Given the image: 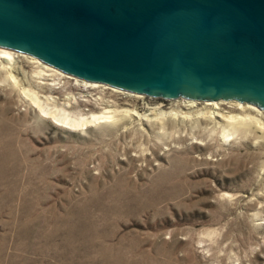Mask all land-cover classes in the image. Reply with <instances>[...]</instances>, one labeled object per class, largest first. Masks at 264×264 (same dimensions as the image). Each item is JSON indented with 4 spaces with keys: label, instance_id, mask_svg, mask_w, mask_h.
Returning a JSON list of instances; mask_svg holds the SVG:
<instances>
[{
    "label": "rangeland",
    "instance_id": "rangeland-1",
    "mask_svg": "<svg viewBox=\"0 0 264 264\" xmlns=\"http://www.w3.org/2000/svg\"><path fill=\"white\" fill-rule=\"evenodd\" d=\"M12 66L19 87L83 117L175 107ZM18 86L0 73V264H264L260 130L225 138L212 124L166 122L159 132L121 121L70 132L40 117Z\"/></svg>",
    "mask_w": 264,
    "mask_h": 264
},
{
    "label": "water",
    "instance_id": "water-1",
    "mask_svg": "<svg viewBox=\"0 0 264 264\" xmlns=\"http://www.w3.org/2000/svg\"><path fill=\"white\" fill-rule=\"evenodd\" d=\"M0 47L131 93L264 109V0H0Z\"/></svg>",
    "mask_w": 264,
    "mask_h": 264
},
{
    "label": "bare ground",
    "instance_id": "bare-ground-1",
    "mask_svg": "<svg viewBox=\"0 0 264 264\" xmlns=\"http://www.w3.org/2000/svg\"><path fill=\"white\" fill-rule=\"evenodd\" d=\"M19 60H22L27 64L34 65L38 69L35 72V74L39 79L43 80V77H53V85H56L54 84L56 80L61 81V78L63 79L66 78V79L74 80L75 84L84 90L101 87L102 90L110 89L113 92L122 93L125 95L127 94L130 97H137V98L142 97L141 94L127 93V92L125 93V91L118 90L110 86L108 87L107 85L104 84L78 79L77 77L61 72L60 70L54 67L52 68L51 66H48L47 64H45L44 62L40 61L38 58L32 55L23 54L21 52L2 47V49H0V73L2 72L7 79L12 81L15 87L18 86V84L14 76L11 75L10 70L15 71L16 67L12 65L19 62ZM26 83H27V79H26ZM39 83L43 84L44 82L42 83L40 80ZM21 84L23 83H21L20 81V85ZM50 85L48 84V86ZM24 87L26 86L24 85ZM19 88L24 96L30 98L32 109L38 111L40 117L44 119L51 118V120H53V124L56 127H60L61 129L70 132H77V131L82 132L86 130L88 127L93 125H96L98 127L101 124L113 125L121 121H127L129 124L137 125V126H142V125L150 126L151 124L152 125L158 124L159 132H165L164 130H165L166 122H169L170 125L179 126L182 129H184L186 126L195 127L197 123H204L206 125L212 124L223 128L222 136L225 138L229 137L231 134L234 133L236 134V132L238 131H247L251 127L260 130L264 135V121H263L264 110H261L262 108L258 109L256 108L257 106L254 107L248 104V102L241 104L240 102L234 100H230V101L219 100V101L204 102V103L201 101L202 103H200L199 100H191L182 97L181 99L175 98L174 100L175 107H172L169 111L151 110V112L149 111V113L144 114L141 112L140 113L135 112V110L134 111L124 110L121 112L119 111L116 112L115 110L114 111L104 110L99 114H91L89 117H83L82 114L80 113L72 114L71 112L67 111L65 108L68 107L69 104H63L61 107H57L55 103L56 101L52 100L50 97L45 98L46 102H44L40 100L41 98H39L38 95H42V94L40 93L37 94L38 91L36 93L32 90H29L27 87H26L27 89L22 87ZM49 100L52 101L53 104L47 103V101L49 102ZM68 101L69 100L67 99V102ZM179 101L182 102L180 104L182 109L184 108L189 111L186 112L181 111V109L178 108L177 106V103ZM197 104H202L204 109H200L196 111V113H191L190 110L194 108ZM49 105H52L53 107H50ZM224 105H227L232 110L231 111L225 110L223 108ZM234 111H237L238 113H232ZM247 111L256 113L257 115L260 116V118L256 116L246 115L245 112Z\"/></svg>",
    "mask_w": 264,
    "mask_h": 264
}]
</instances>
